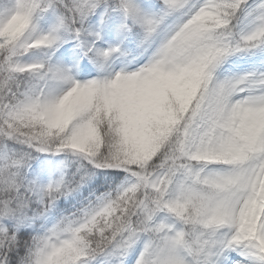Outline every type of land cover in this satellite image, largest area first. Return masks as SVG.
<instances>
[{
	"label": "snow or ice",
	"instance_id": "6c2138e0",
	"mask_svg": "<svg viewBox=\"0 0 264 264\" xmlns=\"http://www.w3.org/2000/svg\"><path fill=\"white\" fill-rule=\"evenodd\" d=\"M0 264H264V0H0Z\"/></svg>",
	"mask_w": 264,
	"mask_h": 264
}]
</instances>
